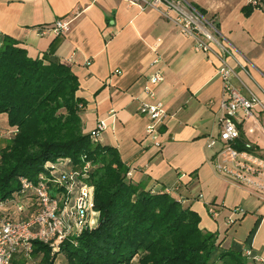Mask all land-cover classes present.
Instances as JSON below:
<instances>
[{
    "label": "crops",
    "instance_id": "0c3cea01",
    "mask_svg": "<svg viewBox=\"0 0 264 264\" xmlns=\"http://www.w3.org/2000/svg\"><path fill=\"white\" fill-rule=\"evenodd\" d=\"M184 2L214 22L211 52L194 50L163 4L139 0H0V35L15 39L31 57L51 55L69 66L78 81L76 96L85 101L84 131L104 121L96 141L118 151L132 182L174 195L224 247L243 242L256 224L249 249L264 258V191L218 172L219 145L207 146L220 130L221 59L234 71L232 87L264 105V1L248 15L242 8L251 0ZM57 19L68 20L65 32L37 34L38 26ZM157 69L163 79L149 84ZM152 101L166 110L160 147L145 134L147 118L139 113L142 103ZM252 113L238 110L235 120L239 134L264 156V111L255 105ZM31 249V243L29 254L19 249L11 264H40L41 255Z\"/></svg>",
    "mask_w": 264,
    "mask_h": 264
},
{
    "label": "trees",
    "instance_id": "16d2710c",
    "mask_svg": "<svg viewBox=\"0 0 264 264\" xmlns=\"http://www.w3.org/2000/svg\"><path fill=\"white\" fill-rule=\"evenodd\" d=\"M243 6L248 15L264 0ZM196 7V6H195ZM197 8V7H196ZM204 13L202 8H197ZM77 77L54 56L31 57L15 39L0 35V201L13 209L20 177L35 178L47 161L62 162L65 173L93 186L97 220L56 250L31 242L40 264L61 253L66 264H252L244 255L256 230L243 242L224 247L215 232L199 227V216L174 195L145 189L128 176L118 151L83 129L85 101L76 96ZM240 135L232 146L242 149ZM13 204V205H12ZM36 201L18 219L33 217ZM12 218L15 216L11 213Z\"/></svg>",
    "mask_w": 264,
    "mask_h": 264
},
{
    "label": "built area",
    "instance_id": "2783aa9c",
    "mask_svg": "<svg viewBox=\"0 0 264 264\" xmlns=\"http://www.w3.org/2000/svg\"><path fill=\"white\" fill-rule=\"evenodd\" d=\"M139 1L153 7L163 4L166 8L165 15L178 25L183 34L192 39L194 50L212 51L210 43L215 40V24L195 6L185 3L184 0ZM251 3L258 5L256 0H251ZM170 11L174 12L173 17L169 16ZM68 24V20L57 19L50 25L38 26L37 34L57 36L68 29ZM156 61L157 59L154 60ZM220 64L218 74L224 90L220 105V130L215 138L209 140L207 146L219 145L216 151L219 160L214 162L218 172L231 180L250 184L264 191V183L258 181L259 178L264 179V157L249 141H246L240 150L232 146V142L240 136L235 120L237 111L242 110L244 116H251L255 105H260L262 111L264 105L255 95L245 96L232 87L230 78L234 75L233 69L222 59ZM162 79L163 74L157 69L148 75L147 82L156 84ZM147 91L149 92V89ZM139 113L147 118L145 134L150 137L154 146L160 147V126L166 116L162 103H142ZM105 127L104 121L99 120L89 132L90 137L96 140ZM43 168L44 171H40L35 178L20 177L21 195L20 199L12 204V210L8 206L9 201H0V264H11L13 255L21 248L29 254L28 247L33 240L56 250L68 236L78 235L85 226L96 223L98 213L93 207V186L77 178L75 171L65 173L62 162L47 161ZM33 201L37 203V213L28 219H18L17 216L28 204L32 205ZM11 213L15 215L13 218ZM209 214L215 216L216 212L210 209ZM244 255L251 256L249 247L244 249ZM252 259L264 262V258L254 256Z\"/></svg>",
    "mask_w": 264,
    "mask_h": 264
},
{
    "label": "rangeland",
    "instance_id": "374dc122",
    "mask_svg": "<svg viewBox=\"0 0 264 264\" xmlns=\"http://www.w3.org/2000/svg\"><path fill=\"white\" fill-rule=\"evenodd\" d=\"M1 120H3V118L1 117L0 118V121ZM4 139H0V146H2L3 145V143H4ZM1 148V147H0ZM262 156V155H261ZM262 157H264V156H262ZM54 264H66L65 263V258H64V256L61 254V253H57V256H56V258L54 259Z\"/></svg>",
    "mask_w": 264,
    "mask_h": 264
}]
</instances>
